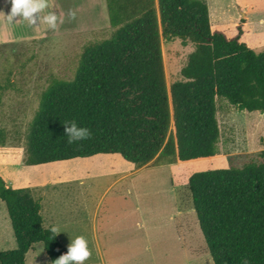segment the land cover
<instances>
[{"label": "trees", "instance_id": "16d2710c", "mask_svg": "<svg viewBox=\"0 0 264 264\" xmlns=\"http://www.w3.org/2000/svg\"><path fill=\"white\" fill-rule=\"evenodd\" d=\"M107 39L87 45L71 80L54 79L41 93L29 124L23 163L39 165L119 154L137 167L163 148L166 162H189L218 154L216 99L239 111L264 114V51L240 41L244 18L228 38L212 30L205 0H157L163 37L194 49L170 87L169 128L157 16L151 0H105ZM213 28V27H212ZM75 120L92 138L69 145L64 122ZM0 146H4L0 131ZM242 166L202 171L188 179L192 207L213 264H264V149ZM16 248L0 252V264H26L41 243L50 264L67 248L43 226L41 203L29 188L7 187L0 177Z\"/></svg>", "mask_w": 264, "mask_h": 264}, {"label": "rangeland", "instance_id": "374dc122", "mask_svg": "<svg viewBox=\"0 0 264 264\" xmlns=\"http://www.w3.org/2000/svg\"><path fill=\"white\" fill-rule=\"evenodd\" d=\"M151 1L157 16L170 116L165 145L173 129L170 87L182 80L180 71L194 46L177 37H163L157 0ZM205 1L213 30L219 28L218 31L231 38L238 20L247 19L241 42L257 53L264 51V0ZM57 2L48 0L49 7L40 15L54 11ZM71 4L61 1L64 15L60 18L65 22L58 24L56 30L43 23L32 26L23 20L6 25L1 23L0 15V131L4 146L24 149L41 93L54 79L71 80L83 49L114 32L109 25L106 3L76 0ZM69 9L76 11V18L71 21L67 16ZM36 34L39 35L31 39ZM216 106L220 130L216 157L169 164L161 148L145 171L112 187L99 213L101 250L95 248L86 225L72 227L76 228L74 239L83 236L88 241L91 256L84 264H213L192 207L188 179L197 172L242 166L250 156L264 149V114L239 111L222 98L216 99ZM115 178L111 175L88 179V196H100ZM0 224L3 234L10 239L0 246V252L15 249L1 200ZM58 228L60 243L68 247L71 241L67 242L65 229ZM43 252V245L38 243L25 256V263L50 264Z\"/></svg>", "mask_w": 264, "mask_h": 264}, {"label": "crops", "instance_id": "0c3cea01", "mask_svg": "<svg viewBox=\"0 0 264 264\" xmlns=\"http://www.w3.org/2000/svg\"><path fill=\"white\" fill-rule=\"evenodd\" d=\"M61 1H69L74 5L76 0ZM61 1L59 3V0L58 2L56 0L55 10L53 9L57 12L59 17L64 15V7H62ZM91 1L97 2L98 0ZM101 2L105 4V0H101ZM11 7L10 0H0V13L5 15H1V23H5L6 25L11 23H9L6 18V16L10 14ZM71 7L74 9L78 8V6ZM16 21L17 18L15 22ZM247 23L248 21L245 19V23L242 27L243 34L240 41H242L244 37ZM211 29L213 30L212 27ZM38 35L39 34L32 36L33 38L31 39H34ZM23 158V148L0 146V177L4 180L6 186L13 189H31L34 197L39 199L41 203L43 226L45 228L62 226L66 232L67 242L74 240L73 235L76 231L73 229L76 228H72L73 226L86 225L90 233H92L93 243L97 250H101L102 248L99 229V213L105 201L106 193L116 184L130 179L148 168V163L137 167L126 162L119 154H96L86 158H74L71 160L39 165H25L23 163ZM73 166H79L80 168L74 170L71 168ZM82 166L89 168L82 169ZM111 175L116 178L105 186L100 196H88L86 190L88 186L86 181L88 179ZM129 192L130 191L127 190L126 194L129 195ZM2 231L3 226L0 224V246L7 244L9 239ZM57 238L59 239L58 235ZM37 245L38 244H35L33 249ZM64 246L67 248V245ZM42 255L48 260L45 252H43Z\"/></svg>", "mask_w": 264, "mask_h": 264}, {"label": "clouds", "instance_id": "9594fccd", "mask_svg": "<svg viewBox=\"0 0 264 264\" xmlns=\"http://www.w3.org/2000/svg\"><path fill=\"white\" fill-rule=\"evenodd\" d=\"M12 5L10 14L6 16L9 22H14L17 17L27 21L32 26H39L40 23L46 24L49 29L56 30L58 24H63L65 21L59 17L57 12L49 11L46 15L40 14L49 7L48 0H10ZM0 15H3L0 13ZM5 16V15H3ZM69 21L76 18V11L69 9L67 13ZM64 134L69 145L92 138L90 129L78 126L75 120L65 121ZM51 232L55 235L59 234L58 227H52ZM91 256V251L88 248V241L83 236H78L67 247V252L54 260L52 264H84ZM242 264H249L247 258H243Z\"/></svg>", "mask_w": 264, "mask_h": 264}, {"label": "water", "instance_id": "95a60500", "mask_svg": "<svg viewBox=\"0 0 264 264\" xmlns=\"http://www.w3.org/2000/svg\"><path fill=\"white\" fill-rule=\"evenodd\" d=\"M172 121H173V118H172Z\"/></svg>", "mask_w": 264, "mask_h": 264}]
</instances>
